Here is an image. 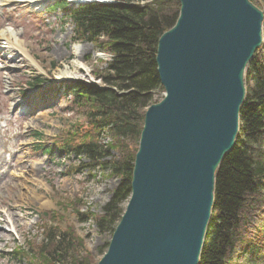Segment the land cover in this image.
I'll list each match as a JSON object with an SVG mask.
<instances>
[{"label": "trees", "instance_id": "obj_1", "mask_svg": "<svg viewBox=\"0 0 264 264\" xmlns=\"http://www.w3.org/2000/svg\"><path fill=\"white\" fill-rule=\"evenodd\" d=\"M251 1L264 10V0ZM66 7L60 2L51 9ZM69 11L74 39L92 43L113 57L95 72L100 83L76 81L63 86L71 96L72 110L80 111L91 129L82 134L69 132L55 148L67 156L84 158L79 169L99 168L121 179L102 207L103 214L95 219L99 232L109 231L112 236L124 212L122 203L130 197L146 108L158 102L154 92L163 89L156 65L158 40L175 25L180 1L113 0ZM44 83V78L35 76L26 85L36 89ZM245 86L235 145L216 172L214 203L199 264H264V40L246 68ZM104 138L110 141L105 143ZM45 151L51 152L50 148ZM58 208L71 210L83 220L92 216L81 213L75 201H62ZM57 212L49 217L52 223L43 224L39 245L19 255L30 258L29 264H97L89 252L79 254L82 239L72 227L59 226Z\"/></svg>", "mask_w": 264, "mask_h": 264}, {"label": "water", "instance_id": "obj_2", "mask_svg": "<svg viewBox=\"0 0 264 264\" xmlns=\"http://www.w3.org/2000/svg\"><path fill=\"white\" fill-rule=\"evenodd\" d=\"M179 1L157 45L164 96L145 111L130 197L97 264L200 261L216 172L239 131L246 68L264 40V10L251 0Z\"/></svg>", "mask_w": 264, "mask_h": 264}, {"label": "rangeland", "instance_id": "obj_3", "mask_svg": "<svg viewBox=\"0 0 264 264\" xmlns=\"http://www.w3.org/2000/svg\"><path fill=\"white\" fill-rule=\"evenodd\" d=\"M54 2L47 0L38 6L12 0L0 5V31L16 33L25 45L23 52H16L5 40H0V210L5 211L8 204L15 205L14 213L21 227V231H14L10 224L5 225L3 231L10 238L0 240V264L31 262L18 252L39 245L44 234L43 224L52 211L59 210L54 216L62 229L72 227L82 239L83 251L79 254L89 252L93 263L102 257L111 240L109 231L99 232L95 219L103 214L102 207L121 184V179L99 168L79 169L85 159L75 154L67 156L55 148V143L63 141L69 132L82 134L91 129L86 117L72 110L71 96L65 94L63 86L76 81L100 83L95 72L105 68L113 56L92 43L75 40L74 24L69 17L71 6L52 10ZM1 47L8 49L2 52ZM25 53L34 61L25 58ZM13 56L16 62L7 64L15 67L22 61L25 68L10 77L4 61L5 57ZM64 71L70 72V76L63 79L59 73ZM35 76L44 78L45 83L40 88L30 89L26 82ZM163 96L164 90H158L153 99L159 102ZM47 148L51 152H46ZM20 161L25 162L23 168L18 165ZM38 167L42 172L38 171V176L31 175L30 170ZM24 180L47 198L46 206L27 193L26 186L17 193ZM62 201H75L81 213L92 216L83 220L71 210L59 209ZM127 202L122 203L123 208ZM1 218H5L4 214Z\"/></svg>", "mask_w": 264, "mask_h": 264}, {"label": "bare ground", "instance_id": "obj_4", "mask_svg": "<svg viewBox=\"0 0 264 264\" xmlns=\"http://www.w3.org/2000/svg\"><path fill=\"white\" fill-rule=\"evenodd\" d=\"M10 1H12V0H0V5L2 6L4 4H6V2H10ZM45 1H47V0H25V2L28 3V4L32 5V4H36L37 3L38 6L41 5ZM70 1L78 4V3H89V2H92L93 0H70ZM103 1H105V0H102V2ZM0 40H5L7 42L6 44L8 45V47L10 49H12V51L23 52V50L25 48V45L20 41L18 35L16 33H13L10 30H2V31H0ZM8 47L7 48L6 47L5 48L1 47V49H2L1 51L3 52L4 50L8 49ZM74 49L77 50V47H74ZM10 53H11V51H10ZM25 56H26L25 58L28 57V58L32 59L26 53H25ZM5 58H7L4 61L5 65H6L5 70L6 69H7V71L9 70L10 77H13L17 72H19V71L21 72L22 68H25V66L21 65L22 61L20 62L19 66H15V67H18V68H15L14 66H10L9 64H7V63H10V62H16L14 56L10 57V58H8V57H5ZM9 67L15 68V69H11ZM59 76L61 78H63V79L67 78L68 76H70V72H67V71L60 72ZM24 163L25 162L20 161V162H18V165L19 166L21 165V167L23 168L24 167ZM38 171L42 172V168L41 167H38V169L37 168L36 169L32 168L30 170V173H31V175L38 176L39 175ZM20 178L24 179V177H20ZM23 186H26V189H27L26 192L29 193V194H33L34 199L37 200L40 205L46 206L48 204L47 198L45 196H42L38 192H36L35 189H33L32 186L28 185L27 180H24V182H22V184H20V186H19V188L17 190V193H20V191H21ZM20 196H21V194H20ZM16 209L17 208H16L15 205L8 204L6 206L5 211L0 210V228L2 229V231L0 230V240L6 241V240H8L10 238V235L3 231L5 225H7V224H10L14 231H21L19 217H18V215H16L14 213V211ZM2 214H4V216H5L4 219L1 218ZM12 215L14 216L13 220L11 219ZM11 232H13V231L11 230Z\"/></svg>", "mask_w": 264, "mask_h": 264}]
</instances>
